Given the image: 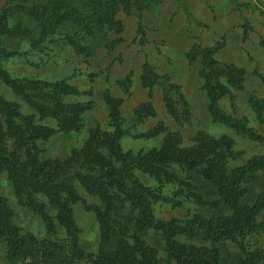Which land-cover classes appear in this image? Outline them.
<instances>
[{"label":"trees","instance_id":"16d2710c","mask_svg":"<svg viewBox=\"0 0 264 264\" xmlns=\"http://www.w3.org/2000/svg\"><path fill=\"white\" fill-rule=\"evenodd\" d=\"M159 2L8 0L0 12V78L33 111L26 115L17 103L0 98V243L7 264H264V154L245 159L228 135L202 133L185 147L176 132L150 151H125L121 100L107 92L114 131L92 129L83 147L65 159L45 158L39 143L57 132H79L90 107L65 103V97L76 93L67 80L13 78L4 67L7 60L27 53L18 52L13 41L27 43L28 52L43 53L61 43L79 56H92L122 30L120 12L136 15L144 34L143 13ZM191 58L199 59L212 122L249 141L264 142L246 118L228 115L220 105L225 95L244 87L246 73L218 60L213 48L196 45ZM143 70L145 85L162 89L168 112L179 122L172 101L176 87L167 89L150 64ZM250 102L264 122V100L253 97ZM45 119L55 120L57 129L40 124ZM140 174L175 185L200 211L181 221L158 219L154 205L170 200L146 186ZM3 175L19 203L42 217L49 239L22 233L2 192ZM81 190L99 203L87 204ZM77 203L94 212L99 223L98 252L89 261L74 216ZM153 234L159 236L162 257L147 241Z\"/></svg>","mask_w":264,"mask_h":264},{"label":"rangeland","instance_id":"374dc122","mask_svg":"<svg viewBox=\"0 0 264 264\" xmlns=\"http://www.w3.org/2000/svg\"><path fill=\"white\" fill-rule=\"evenodd\" d=\"M7 1L0 0V12ZM118 19L122 30L110 35L92 56H79L70 46L61 43L49 45L43 53H34L28 52L27 43L12 42L18 52L27 51L4 63L13 78L67 80L76 93L65 97V103L90 107L82 115L83 127L79 132H57L39 143L45 158L65 159L74 149L83 147L92 129L114 131L105 101L107 92L121 100V126L127 131L121 141L125 151H150L160 147L168 133L176 132L185 147L194 145L195 138L202 133L215 138L228 135L235 139L236 149L245 152V159L264 154V142L249 141L212 122L199 59L192 61L191 58L196 45L213 48L218 60L246 73L244 87L225 95L220 105L228 115L246 118L248 125L264 137V122L258 119L250 102L253 97L264 100V0H160L143 13L144 34L140 32L136 15L120 12ZM147 63L167 89L176 87L172 101L179 122L168 112L162 89L145 85L143 69ZM0 98L17 103L26 115L33 114L30 106L2 78ZM40 124L57 129L53 119L42 120ZM156 130L162 132L155 137L144 136ZM139 176L146 186L159 189L170 200L154 205L158 219L181 221L200 211L175 185H161L146 174ZM2 192L9 200L22 233L33 234L39 240L51 237L42 217L19 203L6 175L2 178ZM81 195L87 204L99 203L83 190ZM73 209L81 230V245L89 261L97 255L99 247L97 215L86 210L83 203L75 204ZM147 241L161 252L158 235H149ZM0 264H7L2 243Z\"/></svg>","mask_w":264,"mask_h":264}]
</instances>
